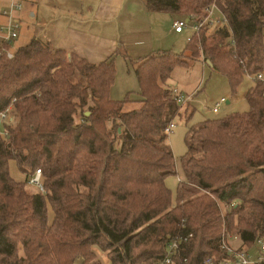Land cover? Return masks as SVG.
<instances>
[{"label": "trees", "instance_id": "obj_1", "mask_svg": "<svg viewBox=\"0 0 264 264\" xmlns=\"http://www.w3.org/2000/svg\"><path fill=\"white\" fill-rule=\"evenodd\" d=\"M143 1L188 18L214 3L227 25L202 28L181 52L125 55L135 99L110 97L113 56L90 62L32 38L0 58V111L10 106L13 115L0 135V264H100L94 245L109 264H153L169 239L189 233L173 264L207 256L220 264L223 233L247 248L264 235V79L245 91L246 110L190 124L193 111L186 117L179 167L166 128L180 103L164 85L174 66L200 56L232 92L244 71H262L264 0ZM11 159L25 177L41 168L47 193L25 190V177L10 175ZM178 173L173 198L165 177Z\"/></svg>", "mask_w": 264, "mask_h": 264}, {"label": "crops", "instance_id": "obj_2", "mask_svg": "<svg viewBox=\"0 0 264 264\" xmlns=\"http://www.w3.org/2000/svg\"><path fill=\"white\" fill-rule=\"evenodd\" d=\"M11 1L2 0L0 25L7 20L2 10ZM17 1L22 4L14 12L16 37H23L19 41L37 38L53 48L77 53L90 62L114 57L115 79L109 92L113 99L130 95V90L137 93L132 99L138 95V80L125 55L137 59L153 51L172 50L173 41L184 31L172 28L173 20L180 14L150 10L143 0ZM21 43H16V48ZM225 102L229 103L227 98ZM129 104V107L137 106L136 102Z\"/></svg>", "mask_w": 264, "mask_h": 264}, {"label": "rangeland", "instance_id": "obj_3", "mask_svg": "<svg viewBox=\"0 0 264 264\" xmlns=\"http://www.w3.org/2000/svg\"><path fill=\"white\" fill-rule=\"evenodd\" d=\"M2 0H0V8H1ZM8 6V5H7ZM6 8V7H5ZM183 15V14H181ZM216 17L221 16L219 12L214 14ZM215 28L207 29V33H211ZM190 33L189 28H184L183 33L176 38V41H173L174 47H172V51L181 52L185 46L187 41V37ZM23 36V35H22ZM23 37H16L10 43V49H16V43L22 42L21 44L26 43L27 41H19L22 40ZM263 39H264V27H263ZM246 74L243 75L240 83L237 85L234 92L231 91L230 85L227 77L216 70H213L200 56L198 59H188L187 64H181L174 66L171 76L166 80L164 85H167L171 88L176 87L183 94L191 95L189 101L183 102L180 104L178 115L175 116L174 121L175 125L172 130L169 132L167 137V142L171 147V150L174 155V159L177 167H179L178 161L180 156H182L186 150L187 146L185 143V135L187 126L185 119L192 112V116L190 117L188 124L195 123L200 120H203L208 117L213 116H222L232 111H243L248 108L247 101L245 99L244 93L247 88L253 84L254 79L252 77L253 74L244 71ZM262 75L264 76V67L262 70ZM129 92V91H128ZM131 98L136 97V92L130 90L129 92ZM222 96L228 99L229 103L225 101L219 108L217 113L212 111V106L218 101ZM185 103V104H184ZM183 104V105H182ZM130 108V107H128ZM88 113V112H86ZM79 116L77 117L78 120ZM9 172L10 175L16 180H23L24 175L18 169L17 164L14 160H9ZM178 174H169L165 177V183L168 188H170L172 197L176 196V186L178 183ZM25 190L28 192H35L36 189L34 187L24 184ZM221 215L223 216L225 213V209L222 203H219ZM48 219L49 221L52 219V210L50 207L47 208ZM222 226H225L223 223ZM262 241L264 242V235H260ZM234 245H240L241 242L238 238L231 241ZM257 244L254 243L250 247V253L254 255L256 253ZM98 246L93 247L96 252V258L99 259L100 264H109L108 257L106 256L107 251L101 252ZM20 253L22 252L19 249ZM81 259L76 260V264H80Z\"/></svg>", "mask_w": 264, "mask_h": 264}, {"label": "built area", "instance_id": "obj_4", "mask_svg": "<svg viewBox=\"0 0 264 264\" xmlns=\"http://www.w3.org/2000/svg\"><path fill=\"white\" fill-rule=\"evenodd\" d=\"M21 2L17 0H12L9 5L2 10V13L6 16L7 20L4 24L0 25V58L10 59L14 56L13 50L10 49L11 41L17 36V22L14 18V12L21 8ZM205 14L200 18H188V17H178L173 20L172 28L175 31H182L184 28L190 29V34L187 37V41L191 39L193 34L198 33L202 28H214V27H224L227 25V19L224 14L218 9V7L213 3L205 8ZM219 12L221 16H215L214 14ZM233 41V40H232ZM233 43V42H232ZM253 79H264L262 71L252 75ZM172 93L180 104L189 101L191 95L183 94L176 87L171 88ZM225 101V97L222 96L215 104L212 106V111L218 112L220 103ZM10 106L6 107L4 110L0 111V135L6 136L7 130L3 127V122H8L13 119ZM175 125V121L172 120L166 130L170 132ZM26 183L29 186L34 187L36 191L46 194L47 189L45 187L44 176L41 168H35L32 173L25 177ZM191 234L184 236H174L169 239L166 243L165 254L157 259L153 264H173L174 255L179 253V244L187 241ZM237 238L236 234L223 233L220 238L221 247L225 251V256L221 259L220 264H264V242L261 236L255 239L256 253L252 255L250 253V248L238 247L231 243V241ZM212 256H207L205 258V264H212Z\"/></svg>", "mask_w": 264, "mask_h": 264}, {"label": "water", "instance_id": "obj_5", "mask_svg": "<svg viewBox=\"0 0 264 264\" xmlns=\"http://www.w3.org/2000/svg\"><path fill=\"white\" fill-rule=\"evenodd\" d=\"M86 112H88V111H86Z\"/></svg>", "mask_w": 264, "mask_h": 264}]
</instances>
